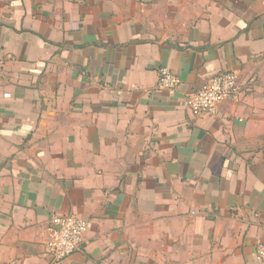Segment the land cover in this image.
Segmentation results:
<instances>
[{"label":"crops","instance_id":"crops-1","mask_svg":"<svg viewBox=\"0 0 264 264\" xmlns=\"http://www.w3.org/2000/svg\"><path fill=\"white\" fill-rule=\"evenodd\" d=\"M55 215L88 226L62 264H260L264 0H0V264H52Z\"/></svg>","mask_w":264,"mask_h":264},{"label":"built area","instance_id":"built-area-1","mask_svg":"<svg viewBox=\"0 0 264 264\" xmlns=\"http://www.w3.org/2000/svg\"><path fill=\"white\" fill-rule=\"evenodd\" d=\"M180 87V79L168 68L159 71L158 89L168 95H175ZM241 96L239 74L227 72L210 79L196 93L190 94L186 100L187 107L193 115L209 114L216 116L219 105L226 101H238ZM87 223L75 215H55L48 228V236L44 245L45 255L52 264L63 261L78 252L84 243ZM257 260L264 264V244L256 251Z\"/></svg>","mask_w":264,"mask_h":264}]
</instances>
